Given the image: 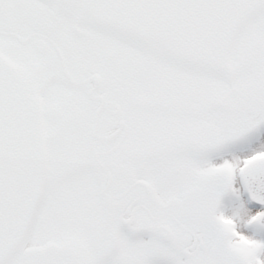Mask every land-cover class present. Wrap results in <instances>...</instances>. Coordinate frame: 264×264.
<instances>
[{"label": "snow or ice", "instance_id": "6c2138e0", "mask_svg": "<svg viewBox=\"0 0 264 264\" xmlns=\"http://www.w3.org/2000/svg\"><path fill=\"white\" fill-rule=\"evenodd\" d=\"M0 264H264V0H0Z\"/></svg>", "mask_w": 264, "mask_h": 264}]
</instances>
